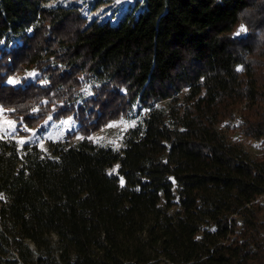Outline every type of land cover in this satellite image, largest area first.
Here are the masks:
<instances>
[{
    "label": "trees",
    "instance_id": "obj_1",
    "mask_svg": "<svg viewBox=\"0 0 264 264\" xmlns=\"http://www.w3.org/2000/svg\"><path fill=\"white\" fill-rule=\"evenodd\" d=\"M48 1L0 0V109L83 139H0V264H264V156L219 131L239 112L264 144V1L136 0L116 24ZM134 106L119 150L86 138Z\"/></svg>",
    "mask_w": 264,
    "mask_h": 264
},
{
    "label": "rangeland",
    "instance_id": "obj_2",
    "mask_svg": "<svg viewBox=\"0 0 264 264\" xmlns=\"http://www.w3.org/2000/svg\"><path fill=\"white\" fill-rule=\"evenodd\" d=\"M136 0H82L84 6L90 12H95L98 8L106 6L109 7L108 16L104 21L97 18H91L90 14H85L77 7H66L64 4L57 3L55 0H49L46 6L53 8L61 6L77 10L81 16L86 19L88 23H106L116 24L119 18L131 7ZM264 1V0H262ZM251 12H248V14ZM253 16V15H252ZM251 16V17H252ZM237 28L235 35L244 34ZM264 41V38H262ZM29 76V75H28ZM26 77L24 74L15 75L11 80L20 81L21 78ZM47 121V124L45 123ZM65 121H68L65 123ZM138 121V114L136 106H134L127 116L108 122L105 126L98 131L90 133L86 138L96 144L97 146L112 148L119 150L122 146V139L127 130L134 127ZM239 112L235 113L233 118L224 122L219 126V131L231 143L239 144L242 148L249 153L253 159H258L264 156V144L261 141H254L241 135L239 125ZM111 125V127H109ZM76 129V124L72 122V116L64 120H49V116L37 122L33 128H30L20 121L15 120L9 116L5 111L0 109V139L12 141L16 146L21 149L26 145H36L42 151H46L50 142H64L77 143L83 139V136L76 134L73 138L68 137L67 134ZM22 141L24 143H22ZM118 164H115L110 172H115ZM260 220L264 221V199H262L260 206Z\"/></svg>",
    "mask_w": 264,
    "mask_h": 264
},
{
    "label": "bare ground",
    "instance_id": "obj_3",
    "mask_svg": "<svg viewBox=\"0 0 264 264\" xmlns=\"http://www.w3.org/2000/svg\"><path fill=\"white\" fill-rule=\"evenodd\" d=\"M57 3L64 4L66 7H77L82 10L85 14H90L91 18H97L101 21H104L109 12V7L103 6L98 8L95 12H90L82 0H55Z\"/></svg>",
    "mask_w": 264,
    "mask_h": 264
},
{
    "label": "snow or ice",
    "instance_id": "obj_4",
    "mask_svg": "<svg viewBox=\"0 0 264 264\" xmlns=\"http://www.w3.org/2000/svg\"><path fill=\"white\" fill-rule=\"evenodd\" d=\"M117 2H119V0H117ZM243 31H246V29L243 26H241L240 32H243ZM237 35H239V33H237ZM240 70H242V69L238 67L237 71H240ZM29 76L35 77L36 73H30ZM8 83L17 84V83H19V81L18 80H9ZM45 83H47V81H45ZM43 103H47V101H44ZM37 111H39V109H33V112H37ZM51 119H52V117L49 116V120H51ZM67 122L68 121H65V123H67ZM45 123L47 124V121ZM109 127H111V125H109ZM22 143H24V142L22 141ZM121 183H123V181H121ZM0 198H2V196H0Z\"/></svg>",
    "mask_w": 264,
    "mask_h": 264
}]
</instances>
